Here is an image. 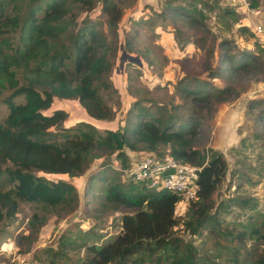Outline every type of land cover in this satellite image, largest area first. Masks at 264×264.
<instances>
[{
  "label": "trees",
  "instance_id": "obj_1",
  "mask_svg": "<svg viewBox=\"0 0 264 264\" xmlns=\"http://www.w3.org/2000/svg\"><path fill=\"white\" fill-rule=\"evenodd\" d=\"M79 1L87 8L93 3ZM66 3L67 0H47L43 6L29 7L20 18L17 7L9 14L5 0H0V91L9 89L4 97L7 112L0 121V176L6 185L0 186V227L15 216L18 201L54 209L76 203L77 192L72 183L48 179L33 171L72 177L82 174L92 160L107 153H114L123 169L127 167V150L160 155L158 147L165 146L174 158L200 166L195 198L186 202L187 220L180 221L175 214L179 199L175 193L143 184L124 188L110 183L103 190L104 201L116 209L130 211L121 213L120 228L111 240L80 244L85 255L79 263L264 264V218H248L238 227L221 225L218 211L232 206L250 208L253 204L249 198L235 195L213 204L212 194L224 178L226 160L218 150L210 148L205 159L204 154L192 148L194 130L188 124L175 125L172 114L162 119L136 99L127 108L121 126L101 131L85 120L63 125L67 115L63 108L46 110L54 97L73 98L92 118L109 119L113 115L99 90L115 91L108 73L118 49L116 42L106 38L94 22L68 33V24L62 20L68 12ZM168 6V10L175 9ZM100 10L106 26L115 34L122 13L117 0H100ZM222 13L233 12L225 7ZM6 29L17 31L15 42L2 36ZM65 36L69 44H65ZM137 36L136 29L124 34V51L136 50ZM219 57L223 63V50ZM247 61L246 57L234 58L236 64L232 68L243 67ZM190 80L195 82L193 77ZM190 80H183L180 92L191 94L193 101L207 99L210 93L202 94V84L189 88ZM215 91L222 93L224 88ZM17 95L22 96L21 101H14ZM256 102L253 100L251 106ZM93 177L89 175L87 181ZM180 222L191 234L205 229L212 240L213 253L199 255L192 244L174 235L172 228Z\"/></svg>",
  "mask_w": 264,
  "mask_h": 264
},
{
  "label": "rangeland",
  "instance_id": "obj_2",
  "mask_svg": "<svg viewBox=\"0 0 264 264\" xmlns=\"http://www.w3.org/2000/svg\"><path fill=\"white\" fill-rule=\"evenodd\" d=\"M46 1L5 0V9L12 14L17 7L21 18L29 7L43 6ZM92 2L87 8L79 0H67L68 12L62 20L68 24V33L94 22L118 47L108 73L115 91L99 90L113 115L105 127L92 121L94 126L100 131L118 128L135 99L162 119L172 114L175 125L186 123L194 130L192 148L204 154L205 159L210 148L218 150L226 160L224 178L212 194L213 204L234 195L247 197L253 204L250 208L232 206L218 211L221 225L238 227L248 218H264V112L260 113L264 111V47L252 31V24L264 19V0H117L122 13L115 34L106 26L100 0ZM250 2L255 5L250 6ZM168 5L174 11L168 10ZM225 7L233 13H222ZM255 8L259 10L257 15L250 12ZM241 26L246 29L240 31ZM133 29L138 31L136 50L125 51L129 59L119 58L123 36ZM2 36L15 42L17 31L6 29ZM64 42L69 44L66 36ZM221 50L223 63L219 62ZM241 56L248 63L232 68L234 58H244ZM192 77L195 82L190 80ZM185 79L191 82L187 84L189 88L200 82L205 90L202 94L210 93L208 98L193 101L191 94L180 92L178 88ZM215 88H224V92ZM8 92L9 89L0 91V121L7 112L4 97ZM21 100V95L14 97V101ZM253 100L257 102L252 107ZM52 108L66 111L63 125L83 117L82 107L73 98L54 97L46 110ZM127 151V166L148 152ZM157 152L164 154L167 148L159 146ZM120 169L114 153H107L92 160L82 174L72 177L33 171L48 179L72 183L77 201L55 209L18 201L15 216L0 227V264H80L85 255L82 242L111 240L120 228L121 213L130 210L107 204L104 188L110 183L124 188L140 185L129 181ZM89 175L94 177L88 182ZM0 186H6L1 176ZM185 207L181 202L175 208L180 221L187 220ZM172 232L192 244L199 255L213 253L212 240L205 229L191 234L180 222Z\"/></svg>",
  "mask_w": 264,
  "mask_h": 264
},
{
  "label": "built area",
  "instance_id": "obj_3",
  "mask_svg": "<svg viewBox=\"0 0 264 264\" xmlns=\"http://www.w3.org/2000/svg\"><path fill=\"white\" fill-rule=\"evenodd\" d=\"M253 15L259 14L252 9ZM253 34L264 45V20L252 24ZM200 166L178 160L167 152L161 155L146 152L139 159L121 169L129 181L152 189H163L179 196L175 206L195 198L196 178ZM184 205V204H183Z\"/></svg>",
  "mask_w": 264,
  "mask_h": 264
},
{
  "label": "crops",
  "instance_id": "obj_4",
  "mask_svg": "<svg viewBox=\"0 0 264 264\" xmlns=\"http://www.w3.org/2000/svg\"><path fill=\"white\" fill-rule=\"evenodd\" d=\"M263 20H264V19H263ZM256 21H259V20H256ZM81 120L88 121V122H90V123H92V124H93L92 121H97L98 124L103 125L102 127H105V125H106V124L108 125V123H109V121H107V119H95V118H92V117L88 116V115L84 112V110H83V117L81 118ZM93 125H95V124H93ZM95 127H97V126H95ZM107 128H108V127H107ZM127 154H129L128 151H127Z\"/></svg>",
  "mask_w": 264,
  "mask_h": 264
},
{
  "label": "water",
  "instance_id": "obj_5",
  "mask_svg": "<svg viewBox=\"0 0 264 264\" xmlns=\"http://www.w3.org/2000/svg\"><path fill=\"white\" fill-rule=\"evenodd\" d=\"M119 58H131V56H129V54H126L124 50H122L121 55L119 56Z\"/></svg>",
  "mask_w": 264,
  "mask_h": 264
}]
</instances>
